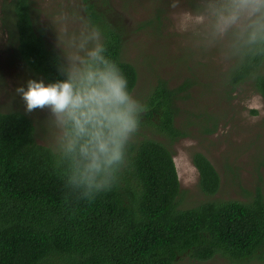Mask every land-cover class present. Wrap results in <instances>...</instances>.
Returning a JSON list of instances; mask_svg holds the SVG:
<instances>
[{
	"label": "trees",
	"instance_id": "obj_1",
	"mask_svg": "<svg viewBox=\"0 0 264 264\" xmlns=\"http://www.w3.org/2000/svg\"><path fill=\"white\" fill-rule=\"evenodd\" d=\"M83 1L132 94L138 73L122 59L119 28L93 0ZM4 10L21 61L41 79L61 78L60 54L37 28L32 0H10ZM248 82L264 103V56L242 58L225 83V95ZM190 88L188 80L175 88L159 80L142 103L139 123L146 119L171 142L188 136L175 119ZM215 129L214 124L204 132ZM192 163L202 193L215 196L221 179L214 165L200 152L193 153ZM180 191L173 153L145 138L129 145L112 187L84 197L65 184L62 166L51 148L37 142L31 119L19 111L0 112V264H177L184 257L205 262L218 255L239 264H264L259 189L251 202L207 201L187 209L179 207Z\"/></svg>",
	"mask_w": 264,
	"mask_h": 264
},
{
	"label": "rangeland",
	"instance_id": "obj_2",
	"mask_svg": "<svg viewBox=\"0 0 264 264\" xmlns=\"http://www.w3.org/2000/svg\"><path fill=\"white\" fill-rule=\"evenodd\" d=\"M9 1L0 0V112L26 114L36 129L37 142L52 149L46 111H26L17 92L28 79L41 78L21 61L16 37L11 39L7 30L4 6ZM93 3L97 11L104 12L119 28L122 59L138 73L132 95L141 104L161 79L171 88L186 80L191 83L185 98L178 102L180 111L175 119V125L188 136L171 142L144 119L130 142L137 145L149 138L171 150L181 187L179 207L187 209L207 201L251 202L258 189L264 196V103L250 82L225 95L229 89L225 83L241 58L228 57L220 45L206 43L208 0H93ZM32 13L47 44L57 50L62 61L61 37L79 36L95 28L83 0H32ZM6 22L11 25L10 13ZM99 35L102 41V33ZM214 124L215 132L206 134L204 127L212 130ZM195 152L204 154L219 173L221 186L215 196H206L199 188V174L192 163ZM177 264L239 263L218 255L205 262L184 257Z\"/></svg>",
	"mask_w": 264,
	"mask_h": 264
},
{
	"label": "clouds",
	"instance_id": "obj_3",
	"mask_svg": "<svg viewBox=\"0 0 264 264\" xmlns=\"http://www.w3.org/2000/svg\"><path fill=\"white\" fill-rule=\"evenodd\" d=\"M206 43L228 57L264 56V0H208ZM61 45V78H30L17 92L26 111H46L65 184L92 198L116 182L144 105L98 29L62 36Z\"/></svg>",
	"mask_w": 264,
	"mask_h": 264
}]
</instances>
